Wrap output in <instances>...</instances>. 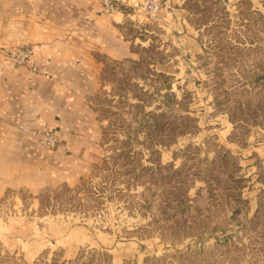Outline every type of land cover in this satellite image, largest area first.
I'll return each mask as SVG.
<instances>
[{
    "label": "rangeland",
    "instance_id": "obj_1",
    "mask_svg": "<svg viewBox=\"0 0 264 264\" xmlns=\"http://www.w3.org/2000/svg\"><path fill=\"white\" fill-rule=\"evenodd\" d=\"M105 1L127 55L89 100L90 175L0 214L42 229L34 264H264V0ZM55 229L86 242L68 259Z\"/></svg>",
    "mask_w": 264,
    "mask_h": 264
},
{
    "label": "crops",
    "instance_id": "obj_2",
    "mask_svg": "<svg viewBox=\"0 0 264 264\" xmlns=\"http://www.w3.org/2000/svg\"><path fill=\"white\" fill-rule=\"evenodd\" d=\"M101 1L0 0V209L90 175L100 127L89 100L103 58L127 55L117 32L122 20L99 15ZM27 43L37 47L27 65L6 59L3 48ZM36 130L53 131L59 145L41 147ZM5 216L0 214V252L34 264L48 243L42 229L25 215ZM53 233L68 259L86 242L75 230Z\"/></svg>",
    "mask_w": 264,
    "mask_h": 264
},
{
    "label": "built area",
    "instance_id": "obj_3",
    "mask_svg": "<svg viewBox=\"0 0 264 264\" xmlns=\"http://www.w3.org/2000/svg\"><path fill=\"white\" fill-rule=\"evenodd\" d=\"M103 11L105 13H123L125 8L120 4H116L111 0L104 3ZM34 49L32 46L25 44L20 47L10 48L5 50L6 59L15 65H27L33 55ZM39 144L47 150H54L59 145V138L51 130H36L32 133Z\"/></svg>",
    "mask_w": 264,
    "mask_h": 264
}]
</instances>
